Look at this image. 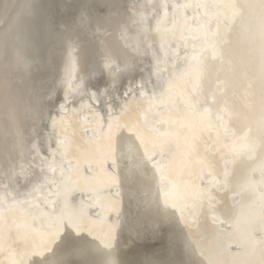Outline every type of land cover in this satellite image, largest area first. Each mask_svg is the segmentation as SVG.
Returning <instances> with one entry per match:
<instances>
[{
  "label": "snow or ice",
  "instance_id": "6c2138e0",
  "mask_svg": "<svg viewBox=\"0 0 264 264\" xmlns=\"http://www.w3.org/2000/svg\"><path fill=\"white\" fill-rule=\"evenodd\" d=\"M127 11L121 39L135 28L146 75L121 96L120 69L108 54L98 64L103 47L66 36L44 142L32 145L41 178L21 199L0 194V264H42L50 245L85 236L114 248L125 201L143 210L141 238L183 230L187 264H264V0Z\"/></svg>",
  "mask_w": 264,
  "mask_h": 264
},
{
  "label": "water",
  "instance_id": "95a60500",
  "mask_svg": "<svg viewBox=\"0 0 264 264\" xmlns=\"http://www.w3.org/2000/svg\"><path fill=\"white\" fill-rule=\"evenodd\" d=\"M139 0H136L138 2ZM92 2L96 6H92ZM133 0H15L12 13L3 17L0 24V187H12L24 194L41 178L42 168L32 161V145L43 144L42 116L45 103L53 87L57 72L63 63L66 36L78 40L91 50L103 47L98 64L108 54L114 61L113 71L120 69L123 87L131 77L146 75L141 57L135 51V40L128 33L121 39L122 25L129 24L127 5ZM3 0H0V4ZM123 4V9L110 7ZM85 23L81 24V17ZM60 25L73 30L62 32ZM39 49L44 55V65L34 63ZM51 53V55H50ZM91 71V69L87 70ZM105 79L109 74L102 67ZM141 76V77H142ZM96 83L102 84V80ZM121 94V93H120ZM32 144V145H31ZM123 150L133 153L130 148ZM38 164V165H37ZM26 165L28 173L21 174L19 166ZM127 224L113 249L117 264H141L151 255L158 264H187L184 240L175 228L170 234L153 238L138 232L145 231L139 221L143 210L135 201H125ZM86 244L85 237L72 243L53 244L42 257V264H107L97 258ZM192 264H195L192 258Z\"/></svg>",
  "mask_w": 264,
  "mask_h": 264
},
{
  "label": "bare ground",
  "instance_id": "6f19581e",
  "mask_svg": "<svg viewBox=\"0 0 264 264\" xmlns=\"http://www.w3.org/2000/svg\"><path fill=\"white\" fill-rule=\"evenodd\" d=\"M139 2V1H138ZM92 6L94 7V6H96L95 5V3H93L92 2ZM128 33H130V34H132L131 36L133 37V39H134V37H135V28L134 27H132V26H129V28H128ZM62 72H63V63L61 64V66H60V68H59V70H58V72H57V75H56V78H55V81H54V83H53V86L56 84V82L58 81V79H59V76H60V74H62ZM141 74L139 75V77L137 78V77H131L130 78V80L131 81H128L127 83H125V85L122 87H120V93H121V96L123 95V92H124V88L125 87H127V86H129V83L131 82L132 84H135L136 82H138L140 79H141ZM58 102V101H57ZM51 109H52V104L48 101L47 103H45V113L43 114V116H42V121H43V125H44V132H45V130H46V124H45V119H44V117H45V114L46 113H48V112H50L51 111ZM32 145V144H31ZM125 147L126 148H130V150L133 152V153H135V152H137L138 151V149L136 148V146L134 145V143H131V142H129L128 144H126L125 145ZM30 155H31V159H30V161H32V162H34L35 164H36V161L38 162V164H39V160H38V158L36 157V154H35V152L34 151H32L31 153H30ZM37 164V165H38ZM38 167L41 169V167H40V164L38 165ZM19 169H21V166H19ZM8 193H11L12 194V196H14L16 199H21L22 198V196H23V194H19V192H17L14 188H12V187H0V194H4V195H6V194H8ZM11 196L9 197V200H11ZM175 230H176V232L177 233H181V237H182V239L184 240V234H183V230L182 229H180L178 226H177V228H175ZM85 242H86V244L87 245H89L92 249H93V253H94V255L97 257V258H100V259H102L104 262H108V259H109V257H114V252H113V249L114 248H112V249H108V248H105V247H103L98 241H96V240H93V239H90V238H88V237H86L85 236ZM51 246H53V245H50L47 249H45L44 250V252L42 253V256H41V259H42V257H44L46 254L45 253H47L49 250H50V248H51Z\"/></svg>",
  "mask_w": 264,
  "mask_h": 264
},
{
  "label": "clouds",
  "instance_id": "9594fccd",
  "mask_svg": "<svg viewBox=\"0 0 264 264\" xmlns=\"http://www.w3.org/2000/svg\"><path fill=\"white\" fill-rule=\"evenodd\" d=\"M15 0H3V3L0 4V24L3 23V17H6L8 14L12 13L13 9L11 4H14ZM34 63L43 67L44 65V55L39 49L34 54Z\"/></svg>",
  "mask_w": 264,
  "mask_h": 264
}]
</instances>
